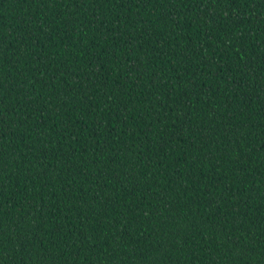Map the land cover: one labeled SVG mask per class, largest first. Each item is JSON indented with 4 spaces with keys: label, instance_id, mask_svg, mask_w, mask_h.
Wrapping results in <instances>:
<instances>
[{
    "label": "trees",
    "instance_id": "obj_1",
    "mask_svg": "<svg viewBox=\"0 0 264 264\" xmlns=\"http://www.w3.org/2000/svg\"><path fill=\"white\" fill-rule=\"evenodd\" d=\"M0 264H264V0H0Z\"/></svg>",
    "mask_w": 264,
    "mask_h": 264
}]
</instances>
